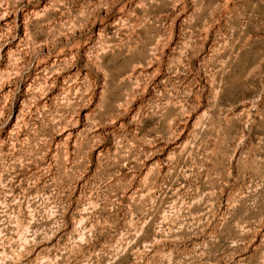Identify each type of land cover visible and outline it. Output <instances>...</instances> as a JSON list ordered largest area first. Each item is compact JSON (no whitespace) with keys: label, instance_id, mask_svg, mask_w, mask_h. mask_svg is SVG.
Returning <instances> with one entry per match:
<instances>
[{"label":"rangeland","instance_id":"obj_1","mask_svg":"<svg viewBox=\"0 0 264 264\" xmlns=\"http://www.w3.org/2000/svg\"><path fill=\"white\" fill-rule=\"evenodd\" d=\"M0 264H264V0H0Z\"/></svg>","mask_w":264,"mask_h":264}]
</instances>
